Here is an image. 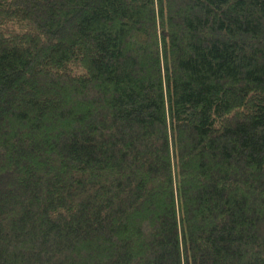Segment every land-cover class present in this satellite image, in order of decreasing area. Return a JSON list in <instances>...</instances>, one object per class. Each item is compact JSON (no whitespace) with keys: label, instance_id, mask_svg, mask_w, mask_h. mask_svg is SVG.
Segmentation results:
<instances>
[{"label":"trees","instance_id":"obj_1","mask_svg":"<svg viewBox=\"0 0 264 264\" xmlns=\"http://www.w3.org/2000/svg\"><path fill=\"white\" fill-rule=\"evenodd\" d=\"M0 264H264V0H0Z\"/></svg>","mask_w":264,"mask_h":264}]
</instances>
